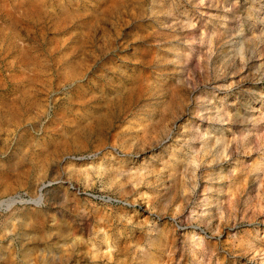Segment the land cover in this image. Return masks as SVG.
Returning a JSON list of instances; mask_svg holds the SVG:
<instances>
[{"label":"rangeland","instance_id":"rangeland-1","mask_svg":"<svg viewBox=\"0 0 264 264\" xmlns=\"http://www.w3.org/2000/svg\"><path fill=\"white\" fill-rule=\"evenodd\" d=\"M0 264H264V0H0Z\"/></svg>","mask_w":264,"mask_h":264},{"label":"built area","instance_id":"built-area-1","mask_svg":"<svg viewBox=\"0 0 264 264\" xmlns=\"http://www.w3.org/2000/svg\"><path fill=\"white\" fill-rule=\"evenodd\" d=\"M114 201H116V202H122V201H120V200H114ZM123 204H127V203H125V202H122Z\"/></svg>","mask_w":264,"mask_h":264},{"label":"bare ground","instance_id":"bare-ground-1","mask_svg":"<svg viewBox=\"0 0 264 264\" xmlns=\"http://www.w3.org/2000/svg\"><path fill=\"white\" fill-rule=\"evenodd\" d=\"M40 201V200H39Z\"/></svg>","mask_w":264,"mask_h":264}]
</instances>
